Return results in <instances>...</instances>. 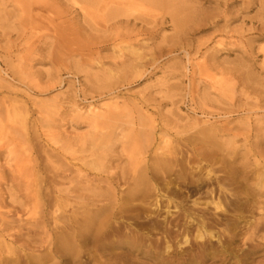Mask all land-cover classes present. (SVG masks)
<instances>
[{"label":"rangeland","instance_id":"obj_1","mask_svg":"<svg viewBox=\"0 0 264 264\" xmlns=\"http://www.w3.org/2000/svg\"><path fill=\"white\" fill-rule=\"evenodd\" d=\"M205 149L232 165L196 164ZM171 153L187 176L203 166L240 182L225 185L238 196L226 213L208 207L213 239L185 234L175 213L164 228L152 210L139 216L149 226L137 251L80 248L86 199L116 209ZM262 171L264 0H0V264H264ZM189 186L173 181L178 201L211 202L215 184ZM249 188L260 200L251 213Z\"/></svg>","mask_w":264,"mask_h":264},{"label":"bare ground","instance_id":"obj_2","mask_svg":"<svg viewBox=\"0 0 264 264\" xmlns=\"http://www.w3.org/2000/svg\"><path fill=\"white\" fill-rule=\"evenodd\" d=\"M120 1V0H119ZM127 1V0H126ZM147 1V0H146ZM150 1V0H149ZM153 1V0H151ZM139 2V1H138ZM185 2V1H184ZM85 3V2H84ZM107 3V2H105ZM142 3V2H141ZM149 3V2H148ZM182 3V2H181ZM112 4V3H111ZM129 5V4H128ZM142 5V4H141ZM180 5V3H179ZM85 6V5H84ZM126 6V5H125ZM109 7V5H108ZM111 7V6H110ZM182 7V6H181ZM102 8V7H101ZM107 8V7H106ZM178 8V7H177ZM175 9V11L177 10ZM180 8V7H179ZM178 8V9H179ZM79 9V8H78ZM105 9V8H104ZM137 9V8H136ZM141 9V8H140ZM91 10V9H89ZM93 10V9H92ZM123 10V9H122ZM134 10V9H133ZM142 10V9H141ZM183 10V9H182ZM120 11V10H119ZM130 11V10H129ZM137 11V10H136ZM145 11V10H144ZM89 12V11H88ZM87 12V14H89ZM133 12V11H132ZM181 12V10H180ZM98 13V12H97ZM107 13V12H106ZM136 13V12H134ZM175 13V12H174ZM100 14V13H99ZM132 14V13H131ZM91 15V14H90ZM120 15V14H119ZM176 15V14H175ZM181 15V14H180ZM94 16V15H93ZM96 16V15H95ZM184 16V15H183ZM147 17V16H146ZM178 17V16H177ZM92 18V17H91ZM124 18V17H123ZM181 18V17H180ZM191 18V17H189ZM95 19V18H94ZM115 19V18H114ZM118 20V19H117ZM131 20V19H130ZM182 20V19H181ZM100 21V20H99ZM98 21V22H99ZM128 21V20H127ZM184 21V20H183ZM94 22V21H93ZM115 22V21H114ZM113 22V23H114ZM181 22V21H179ZM97 23V22H96ZM123 23V22H122ZM178 23V22H177ZM116 24V23H115ZM119 25V24H118ZM96 26V25H95ZM109 26V25H108ZM133 26V25H132ZM181 26V25H180ZM115 27V26H114ZM134 27V26H133ZM132 27V28H133ZM123 29V28H122ZM125 29V28H124ZM15 30V29H14ZM114 30V29H113ZM118 30V29H117ZM128 30V29H127ZM185 30V29H184ZM17 31V30H16ZM106 32V31H105ZM125 32V31H124ZM107 33V32H106ZM113 33V31L111 32ZM109 35V33H108ZM113 35V34H112ZM111 35V37H112ZM119 35V34H118ZM107 37V35H106ZM262 37V36H261ZM109 38V37H108ZM115 38V37H114ZM113 39V38H112ZM103 42V41H102ZM113 42V41H112ZM188 43V42H187ZM105 44V43H104ZM126 45V44H125ZM208 52V51H207ZM137 54V53H135ZM6 59V57H5ZM4 59V60H5ZM143 59V58H142ZM151 59V58H150ZM144 60V59H143ZM77 61V60H76ZM140 63V62H139ZM135 64V63H134ZM140 66H143L138 64ZM75 66V65H74ZM122 70V69H121ZM129 70V69H128ZM10 71V70H9ZM137 72V71H136ZM138 73V72H137ZM188 74V73H187ZM110 75V74H109ZM112 77V76H111ZM189 80V79H188ZM3 82V81H2ZM10 82V81H9ZM4 84V83H3ZM219 85V84H218ZM229 85V84H228ZM7 86V85H5ZM9 87V86H8ZM14 90V89H13ZM16 92V91H15ZM13 94V93H12ZM28 96V95H27ZM26 96V97H27ZM34 103V102H33ZM55 103V102H54ZM132 104V103H131ZM24 107V106H23ZM22 107V108H23ZM32 107V106H31ZM26 108V107H24ZM60 109V108H59ZM17 113V110H15ZM41 112V111H40ZM28 113V112H27ZM14 113L12 114V116ZM26 115V114H24ZM98 114H95V116ZM29 116V115H26ZM42 116V115H41ZM101 116V115H100ZM23 117V116H22ZM24 118V117H23ZM28 117H26L27 119ZM4 120V119H3ZM26 122V120H25ZM26 124V123H25ZM43 124V123H42ZM27 125V124H26ZM25 125V126H26ZM45 125V124H44ZM26 129V128H25ZM206 131V130H205ZM209 133V132H208ZM217 134V133H216ZM102 136V135H101ZM198 136V135H197ZM196 137V136H195ZM200 137V136H199ZM28 139V138H27ZM99 139V138H98ZM117 141V140H116ZM216 142V141H214ZM191 143V142H190ZM211 143V142H210ZM195 144V142H193ZM94 145H96L94 143ZM192 145V143H191ZM196 145V144H195ZM219 144L215 145L217 149ZM194 146V145H193ZM211 146L212 143H211ZM214 146V147H215ZM203 147V146H202ZM38 148V147H37ZM157 150V148H156ZM222 153V150H218ZM218 151L212 150H197L195 152V158H197V163L200 165L202 162H206L208 166H216V164H221L223 166V170H226L231 163L227 162L224 157L219 156L220 153ZM6 152V151H5ZM146 153V152H145ZM157 154V153H156ZM176 155V153H175ZM172 153L170 157L167 155L165 159H158L154 163L152 167L146 168L145 171L137 177L131 180V185L129 186L130 190L125 194L124 197L120 201L119 207L116 209L112 204H100L102 201L100 200L101 196L97 194H93L89 196L86 200L89 201L86 205V215L84 220L81 219V224L79 225V230L75 233L74 238L78 242V245L83 246L86 245L88 242H95L99 243V246L107 245L111 246L113 249H122L123 246H127L128 250H138L141 247V243L143 242V237L141 231L148 228L149 222H143L139 219V216L143 214L145 211H154V217L157 219L158 215L164 212L166 215L163 218L164 220V228L170 223L168 217H174L178 215L179 217L185 219L183 223L184 226V233L188 234L190 231L189 229L195 230L197 235L196 239L203 240L206 238H212L213 234L208 230V228L212 227L214 221H208V214L210 205L213 206L216 212L218 213H226L225 204H227V200L230 198L238 199L236 193H231L228 189L225 188L227 181L239 184V180L236 181L234 177L230 180H227L222 175H213L210 171L204 173L202 171L201 166H196L194 171H190V175L187 176L186 167H188L187 161H183V159L178 160L177 157ZM225 156V155H224ZM192 157H194L192 155ZM181 158V157H180ZM230 158V157H229ZM232 158V157H231ZM227 159V156H226ZM189 160V159H188ZM194 160V159H193ZM191 161V160H189ZM229 161V160H228ZM146 162V161H145ZM232 162V161H231ZM43 164V163H42ZM234 164V163H233ZM256 164V163H255ZM3 165V164H2ZM195 165V164H194ZM193 165V166H194ZM226 165V167H225ZM13 166V165H12ZM191 166V165H190ZM192 166V167H193ZM218 166V165H217ZM246 166V165H245ZM6 167V165H5ZM191 167V168H192ZM259 167V166H258ZM211 168V167H210ZM222 169V167L220 168ZM219 169V170H220ZM208 170V168H207ZM49 171V170H48ZM188 171V169H187ZM218 171V170H217ZM222 171V170H221ZM220 171V173H221ZM246 171V170H245ZM201 172L206 174L204 177L201 175ZM264 172V171H262ZM174 176V179L169 178V175ZM223 173V172H222ZM221 173V174H222ZM226 173V171H225ZM203 174V175H204ZM9 175V174H8ZM2 176V175H1ZM0 176V177H1ZM40 176V175H39ZM52 176V175H51ZM121 176V175H120ZM172 176V177H173ZM10 177V176H9ZM249 177L248 173H244L241 177V182L244 183L245 187H249L247 178ZM264 177V175H262ZM41 178V177H40ZM122 178V177H121ZM37 179V178H36ZM1 180V179H0ZM11 180V179H10ZM113 180V179H112ZM119 180V179H118ZM249 180V179H248ZM174 182H182V184H186L191 186L192 194L199 193V190L205 187H212L214 184V188L209 190V195L211 198V202L206 203V205H202V208L199 203L193 201L192 208L187 207L183 204L181 198L179 197L182 194V191L178 188H171V185ZM10 182V181H9ZM52 182V181H51ZM119 182V181H118ZM125 182V179H124ZM11 183V182H10ZM54 183V182H53ZM94 183V182H93ZM110 183V182H109ZM108 185V184H107ZM189 186V188H190ZM215 187L218 189L215 191ZM240 187V186H239ZM258 187V186H257ZM262 188V186H261ZM42 189V188H41ZM110 189V188H109ZM190 189V190H191ZM236 189V188H235ZM250 189V192L246 194L245 203L249 205V213L253 212L255 205L257 204L255 197L259 194L254 190ZM89 190V189H88ZM108 190V189H107ZM233 190V189H232ZM21 191V190H20ZM243 191V190H242ZM188 190V193H190ZM217 192V193H216ZM244 193V192H243ZM21 194V193H20ZM229 196V197H228ZM45 197V196H44ZM228 197V199H227ZM86 198V197H85ZM178 198H180L178 201ZM185 198H188L185 197ZM48 200V199H47ZM116 201V202H118ZM206 201V200H205ZM230 201H232L230 199ZM229 201V202H230ZM3 202V201H2ZM238 202V201H236ZM153 203V207L151 204ZM192 203V202H191ZM232 203V202H230ZM242 203V202H241ZM244 203V202H243ZM50 204V203H49ZM115 204V203H114ZM205 204V203H204ZM229 204V203H228ZM13 205V204H12ZM16 205V204H15ZM18 206V205H16ZM204 206V207H203ZM257 207V206H256ZM212 210V209H211ZM1 211V210H0ZM8 212V211H7ZM260 212V211H259ZM11 213V212H10ZM243 213V212H242ZM91 214V215H89ZM253 214V213H252ZM211 213L209 214V216ZM243 215V214H242ZM248 215V214H247ZM5 215L1 214V218ZM80 216V215H79ZM135 217V223H128L125 218L126 217ZM218 216V215H217ZM241 216V215H240ZM251 216V215H249ZM254 216V215H253ZM6 218V216H5ZM212 218V217H211ZM7 219V218H6ZM9 219V218H8ZM74 219V217H73ZM239 219V218H238ZM12 220V219H11ZM18 220V219H17ZM72 220V219H70ZM3 221V220H2ZM1 221L3 227L7 228V223L4 224ZM19 221V220H18ZM17 221V222H18ZM240 221V220H238ZM20 222V221H19ZM61 223V222H60ZM80 223V222H78ZM212 223V224H211ZM215 223V222H214ZM9 224V223H8ZM65 224V222H64ZM10 225V224H9ZM75 225V224H74ZM135 225V226H134ZM151 225V224H150ZM255 225V224H254ZM11 226V225H10ZM15 226V225H14ZM71 226V225H69ZM233 226H237V221ZM2 227V228H3ZM255 227H257L255 225ZM213 228V227H212ZM264 228V227H262ZM258 229V228H257ZM256 229V230H257ZM3 230V229H2ZM260 230V229H259ZM1 231V230H0ZM10 231V230H9ZM8 231H6L7 233ZM13 237V236H11ZM9 238V237H8ZM213 239V238H212ZM10 240V239H9ZM69 242L63 241L62 247L70 248ZM80 246V248H81ZM138 246H140L138 248ZM7 247V246H6ZM73 248V247H71ZM2 250V249H1ZM72 250V249H71Z\"/></svg>","mask_w":264,"mask_h":264}]
</instances>
